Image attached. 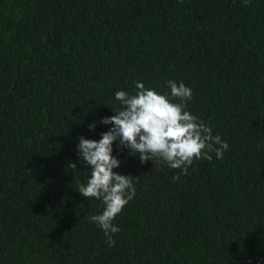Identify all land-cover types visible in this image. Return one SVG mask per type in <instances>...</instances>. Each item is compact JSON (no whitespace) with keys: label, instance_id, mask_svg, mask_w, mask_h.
Returning <instances> with one entry per match:
<instances>
[{"label":"trees","instance_id":"obj_1","mask_svg":"<svg viewBox=\"0 0 264 264\" xmlns=\"http://www.w3.org/2000/svg\"><path fill=\"white\" fill-rule=\"evenodd\" d=\"M168 80L229 148L183 175L114 142L139 182L109 248L78 138ZM0 264H264V0H0Z\"/></svg>","mask_w":264,"mask_h":264},{"label":"clouds","instance_id":"obj_2","mask_svg":"<svg viewBox=\"0 0 264 264\" xmlns=\"http://www.w3.org/2000/svg\"><path fill=\"white\" fill-rule=\"evenodd\" d=\"M248 2L244 0L245 5ZM166 83L169 93H158L141 81H133L134 92L116 91L119 107L111 108L115 114L99 121L111 127L100 133L99 140L78 138L77 157L86 165L89 177L85 183H78L76 191L103 205L100 213L88 216L87 220L102 230L109 248L115 246L113 236L121 231L113 221L135 197V185L139 182V177L113 171L121 163L112 155L114 142L118 141V149H127L128 155L138 156L141 164L151 161L153 168L167 165L183 175L194 161L211 162L213 154L221 160L229 148L227 141L219 134L213 135L209 125L187 110L192 89L183 82ZM96 127V122L88 125L89 131ZM71 166L76 168L75 164ZM179 179V175L172 177L173 181Z\"/></svg>","mask_w":264,"mask_h":264}]
</instances>
